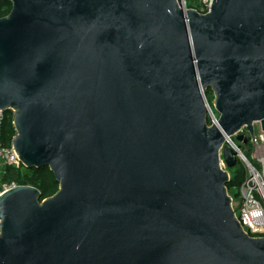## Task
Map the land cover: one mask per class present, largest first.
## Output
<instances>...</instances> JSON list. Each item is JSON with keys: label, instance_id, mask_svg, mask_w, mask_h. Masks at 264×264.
Returning a JSON list of instances; mask_svg holds the SVG:
<instances>
[{"label": "water", "instance_id": "obj_1", "mask_svg": "<svg viewBox=\"0 0 264 264\" xmlns=\"http://www.w3.org/2000/svg\"><path fill=\"white\" fill-rule=\"evenodd\" d=\"M7 1L0 110L59 190L0 196V264H264L221 167L264 131V0Z\"/></svg>", "mask_w": 264, "mask_h": 264}, {"label": "built area", "instance_id": "obj_2", "mask_svg": "<svg viewBox=\"0 0 264 264\" xmlns=\"http://www.w3.org/2000/svg\"><path fill=\"white\" fill-rule=\"evenodd\" d=\"M213 0H177V4L184 11L196 10L201 14H207L212 9ZM207 100V95H204ZM208 101V100H207ZM5 112L0 110V170L4 166L21 168L22 163L12 144L9 147L2 146V125ZM256 125L258 130L256 131ZM255 134L249 136L246 129L238 134L248 137L250 145L249 155H245L242 147L238 146L234 138L226 141L236 152L235 158L240 161L245 170V180L239 188V200L232 197V208L245 232L252 237H264V131L260 123H255ZM242 143V142H241ZM221 167L228 170L221 157ZM229 171V170H228ZM230 173V172H229ZM231 179V175H230ZM16 183L0 181V196L8 190L17 187Z\"/></svg>", "mask_w": 264, "mask_h": 264}, {"label": "trees", "instance_id": "obj_3", "mask_svg": "<svg viewBox=\"0 0 264 264\" xmlns=\"http://www.w3.org/2000/svg\"><path fill=\"white\" fill-rule=\"evenodd\" d=\"M11 8L12 4L10 2L0 0V18L7 16ZM206 95L209 104L212 106L214 100L212 92L209 94L207 92ZM208 123L210 125L212 123L210 118L208 119ZM14 136L13 113L12 111H6L2 125V146L9 147ZM229 172L231 179L227 185V189L230 195L236 199L235 197H239V188L245 180V170L241 162L237 161L235 168L229 170ZM0 181L14 182L18 186L35 187L41 192V200L53 196L59 190V183L48 167L27 169L23 166L21 168L4 166L0 170Z\"/></svg>", "mask_w": 264, "mask_h": 264}, {"label": "rangeland", "instance_id": "obj_4", "mask_svg": "<svg viewBox=\"0 0 264 264\" xmlns=\"http://www.w3.org/2000/svg\"><path fill=\"white\" fill-rule=\"evenodd\" d=\"M211 91H208V94L210 93ZM216 115L219 116L218 112H216ZM258 130V126L256 125V131ZM235 142L238 144V146L242 147V149L244 150V153L245 155H249V150H250V145L249 144H243L239 141H237L235 138H234ZM235 168V167H234ZM233 168H229V170H231ZM232 195H233V192H232ZM236 198V201L239 200L238 197H235Z\"/></svg>", "mask_w": 264, "mask_h": 264}]
</instances>
